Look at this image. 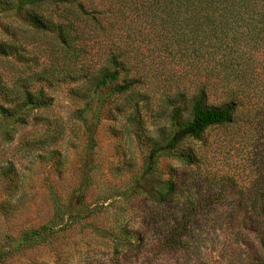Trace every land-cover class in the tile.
<instances>
[{"label":"rangeland","instance_id":"obj_1","mask_svg":"<svg viewBox=\"0 0 264 264\" xmlns=\"http://www.w3.org/2000/svg\"><path fill=\"white\" fill-rule=\"evenodd\" d=\"M88 1L109 5L37 13L71 18ZM31 12L0 16V108L20 116L0 115V264H264L252 215L264 210V34L241 46L228 37V49L208 55L204 32L79 38L30 27ZM111 54L130 71L119 67L111 88L97 89ZM124 79L131 85L112 91ZM201 90L208 106L236 103L231 122L182 140L140 182L174 111L189 120ZM26 96L40 105H24ZM208 146L210 182L203 165L193 172L179 158L198 160ZM172 180L168 204L144 191Z\"/></svg>","mask_w":264,"mask_h":264},{"label":"trees","instance_id":"obj_2","mask_svg":"<svg viewBox=\"0 0 264 264\" xmlns=\"http://www.w3.org/2000/svg\"><path fill=\"white\" fill-rule=\"evenodd\" d=\"M76 0H0V16L7 14L19 15L24 11L30 13L29 26L37 30L54 29L56 32H79V38L84 35L82 32H101L108 38L114 32H192L202 34L207 40L203 46L205 52H222L228 49V45H223L229 39V43L241 46V38H248V42L253 37L264 34V0H107L108 8H98L95 2L77 3V12H71V18L64 15L48 16L45 18L38 10L46 5L73 3ZM99 0L98 3H102ZM103 6V5H102ZM208 33V34H207ZM207 34V35H206ZM64 37L66 34H63ZM194 37V36H193ZM228 38V39H227ZM252 38V39H251ZM225 39V40H223ZM198 37L192 41L195 42ZM217 44H210L211 41ZM192 42V43H193ZM256 43V42H255ZM118 55H122V50H117ZM128 62H126V65ZM117 62L115 54H111L108 68H103L102 73L97 78V89L108 86L111 88L112 82L117 79L119 67L130 68ZM115 67V69H111ZM127 67V68H126ZM127 79V78H126ZM122 81L121 86L112 90L123 92L130 85L131 80ZM207 97L204 91H199L190 104V119L184 123L178 120V111L172 115V134L164 143H157L150 150L145 170L139 181H144L153 175L158 157L173 151L184 139H199L208 129L216 126L229 124L234 114L236 103L229 100L224 106H208ZM31 96H26L24 105H36ZM0 115L9 121H19L20 116L8 109L0 108ZM209 146L199 155L198 160L195 154H181L179 158L182 163L193 171V166L197 163L205 168L204 177L210 182L213 175L211 169V152ZM211 168V169H210ZM197 173H201L198 169ZM194 172V171H193ZM175 181H167L159 185L156 189L144 190L149 198L156 204H168L175 194ZM252 215L259 221L261 232H264V210H254ZM38 236L34 233L26 236L24 240Z\"/></svg>","mask_w":264,"mask_h":264}]
</instances>
